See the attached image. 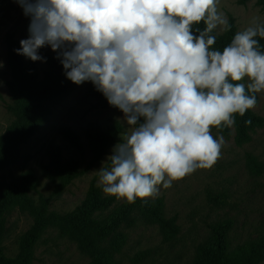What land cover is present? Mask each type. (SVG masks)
Returning <instances> with one entry per match:
<instances>
[{
	"label": "clouds",
	"instance_id": "9594fccd",
	"mask_svg": "<svg viewBox=\"0 0 264 264\" xmlns=\"http://www.w3.org/2000/svg\"><path fill=\"white\" fill-rule=\"evenodd\" d=\"M15 2L30 19L16 54L46 62L39 50L50 47L68 80L91 82L131 127L98 171L103 192L128 204L211 169L225 143L211 129L231 128L235 114L256 107L240 82L264 92V24L254 20L213 50L214 30L230 29L219 0Z\"/></svg>",
	"mask_w": 264,
	"mask_h": 264
},
{
	"label": "rangeland",
	"instance_id": "374dc122",
	"mask_svg": "<svg viewBox=\"0 0 264 264\" xmlns=\"http://www.w3.org/2000/svg\"><path fill=\"white\" fill-rule=\"evenodd\" d=\"M218 11L223 12L228 21L233 19L237 32L252 26L253 21L264 24V11L256 0L244 4L240 0H219ZM30 19L23 14L15 0H0V135L13 122L14 116L9 110L12 98L7 88L11 71L7 60L6 37L12 34L20 47V41L28 38ZM223 35L221 27L214 30ZM46 58L56 57L50 47L39 50ZM40 78L48 69L46 62H35ZM245 87L250 83L244 79ZM89 82H85L56 107L46 123L35 135L20 148V159L0 171V191L22 173L32 170L38 179L36 191L31 196L36 203L39 196L48 199L49 208L60 214L72 212L86 198L93 183L107 196L99 183L98 171L109 167L108 157L113 154L115 145L121 143L125 133L131 127L123 119V113L110 105L107 108H95V97L88 94ZM256 107L251 109L264 119V92L255 93ZM98 123L104 130L115 122L122 127L118 142L112 146L102 159L90 166L91 152L86 146L84 129L89 123ZM69 128L84 144V153L80 154L63 137L60 130ZM228 137L216 128L211 129L214 138L223 136L224 145L221 155L211 169H198L181 181L173 182L171 188L160 186L159 194L148 200L163 199V209L167 218H175L178 233L169 239L157 226L137 220L135 225L122 226L123 248L118 255L122 264H194L197 249L209 237L213 226L230 222L228 239L236 245L264 237V125L251 135L250 141L237 145L233 126ZM53 146L60 151L65 161L75 160L81 174L61 192L56 183L42 174L41 165L49 163L48 149ZM252 156L259 164L258 168L248 165L247 156ZM126 201L117 199L103 215H108ZM33 224L28 213L19 209L7 216L6 232L2 241L5 257L14 258L19 252V238ZM33 264H89L90 260L77 248L76 244L61 235L59 230L49 228L42 232L33 247ZM138 255L143 257L136 260ZM136 260V261H135ZM264 264V262L260 263Z\"/></svg>",
	"mask_w": 264,
	"mask_h": 264
},
{
	"label": "trees",
	"instance_id": "16d2710c",
	"mask_svg": "<svg viewBox=\"0 0 264 264\" xmlns=\"http://www.w3.org/2000/svg\"><path fill=\"white\" fill-rule=\"evenodd\" d=\"M248 0H240L244 4ZM257 5L264 11V0H256ZM230 29L223 35L214 31L217 37L213 50L223 51L237 33L233 19H229ZM203 30L206 25L201 22ZM260 50L264 52V38L257 37ZM7 60L11 71V79L7 88L12 98L9 110L14 116L13 122L0 135V171L20 159V148L26 144L46 123L53 110L60 106L79 85L73 84L65 76L64 69L56 57H46L48 69L40 78L35 62L16 54L19 44L10 33L6 37ZM241 81L240 83H243ZM246 93H250L245 87ZM88 94L95 97V108H107L106 98L89 82ZM233 125L235 143L241 145L250 141L256 129L263 127L264 119L247 110L243 117L234 115ZM251 120L250 125H245ZM215 128V127H214ZM217 129V128H216ZM226 137L230 130L227 126L217 129ZM122 127L115 122L104 130L98 123H89L84 129L86 146L91 152L90 166L99 162L107 151L114 146L121 134ZM63 137L80 154L84 153V144L69 128L60 130ZM49 163L41 165L42 174L56 183V190L61 192L81 171L75 160H63L59 149L50 146L48 149ZM248 165L258 168L260 164L247 156ZM110 165V163H109ZM39 182L32 170H28L7 184L0 191V264H33V247L41 233L49 228L59 230L61 235L76 244L78 250L86 256L89 264H122L118 259L124 244L122 226L135 225L137 220L145 224L155 225L164 238H173L178 233L175 218H167L163 209V199L140 200L128 204L125 202L108 215H103L112 205L116 197H103L100 189L92 183L86 198L72 212L60 214L51 211L48 199L39 196L36 203L31 196L36 191ZM19 209L28 213L33 224L19 238V252L14 258H7L3 253L2 241L6 232L7 216L13 210ZM230 222L213 226V229L197 249L194 264H260L264 262V237L254 241H246L233 245L228 239ZM143 257L138 255L136 260ZM135 260V261H136Z\"/></svg>",
	"mask_w": 264,
	"mask_h": 264
}]
</instances>
